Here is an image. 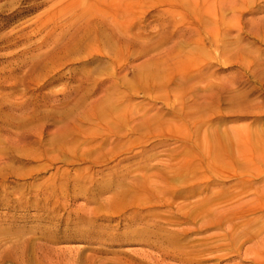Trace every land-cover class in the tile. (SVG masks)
<instances>
[{
    "label": "rangeland",
    "instance_id": "1",
    "mask_svg": "<svg viewBox=\"0 0 264 264\" xmlns=\"http://www.w3.org/2000/svg\"><path fill=\"white\" fill-rule=\"evenodd\" d=\"M0 264H264V0H0Z\"/></svg>",
    "mask_w": 264,
    "mask_h": 264
},
{
    "label": "bare ground",
    "instance_id": "2",
    "mask_svg": "<svg viewBox=\"0 0 264 264\" xmlns=\"http://www.w3.org/2000/svg\"><path fill=\"white\" fill-rule=\"evenodd\" d=\"M204 152H205V151H204ZM260 194H261V193H260ZM216 195H217V194H216ZM216 195H215V196H216ZM218 195H219V194H218ZM213 196H214V195H213ZM215 196H214V197H215ZM204 199H205V198H204ZM207 199H208V198H207ZM215 199L217 200L218 198H215ZM205 200H206V199H205ZM209 200H210V199H209ZM214 201H215V200H214ZM202 202H203V201H202ZM215 202H216V201H215ZM233 211H234V210H233ZM186 216H187V215H186Z\"/></svg>",
    "mask_w": 264,
    "mask_h": 264
}]
</instances>
